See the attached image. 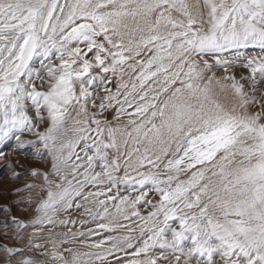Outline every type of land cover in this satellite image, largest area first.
I'll return each instance as SVG.
<instances>
[{
  "label": "snow or ice",
  "instance_id": "snow-or-ice-1",
  "mask_svg": "<svg viewBox=\"0 0 264 264\" xmlns=\"http://www.w3.org/2000/svg\"><path fill=\"white\" fill-rule=\"evenodd\" d=\"M249 48L260 54L239 51ZM205 57L224 73L237 66L249 75L244 82L225 75L222 84ZM217 88L231 94L230 107ZM89 105L100 115L116 109L131 130L105 126ZM70 109L76 136L65 142L59 136ZM39 123L50 127L35 131ZM25 132L43 142L64 182L48 192L38 225L52 224L57 205L70 211L78 198L99 205L103 220L109 200L101 197L120 184L142 190L120 199L112 221L100 226L111 233L121 216L138 217V238L89 245L111 247L85 253L88 259L66 247L72 261L56 253L54 260L111 264L109 256L123 260L119 252L131 249L136 259L128 264H264V0H0V142L15 139L21 149ZM105 183L107 192L86 191ZM143 204L147 216L137 210Z\"/></svg>",
  "mask_w": 264,
  "mask_h": 264
},
{
  "label": "rangeland",
  "instance_id": "rangeland-1",
  "mask_svg": "<svg viewBox=\"0 0 264 264\" xmlns=\"http://www.w3.org/2000/svg\"><path fill=\"white\" fill-rule=\"evenodd\" d=\"M210 62L213 64L211 74H214L215 78L220 80L222 84L227 83L223 80L225 75H234L237 80H241V77L249 75L248 69L237 66H230L229 72L224 73L222 69L215 65L214 60ZM238 63L242 64L243 62L240 60ZM241 82L244 81L241 80ZM39 83L37 81V84ZM40 90L46 91L47 85L40 88ZM225 92V97L229 103L226 104L225 99H222L225 102L221 101V103L225 104L226 107H230L233 97L228 91L222 93L224 94ZM96 103L99 104V100ZM89 106V114L95 113L96 118L100 119L105 126L112 128L128 127V130H131L130 126L127 125L129 117L124 116L122 120L115 118L116 109L106 110L103 115H100L97 109H92ZM44 114L46 115V113ZM69 117L70 119L64 126L66 131L59 136V140L65 142L74 139L76 136V132L73 131L75 109L69 110ZM48 127H50V123H39L35 131L44 132ZM20 140L25 143V147L21 149L15 147L18 143L15 139L0 142V150H3L6 154L3 158H0V207L3 208V212H0V264H20L21 261H31L32 264H62L59 259H53V253H56L57 256L62 255L66 260L71 262L73 255L65 251L66 247H71L82 258L88 259L84 255L85 253L103 251L111 247L110 244L105 243L104 249L97 250L90 248L89 245L110 240L112 237L122 238L126 235H131L138 238L140 231L138 225L144 223L138 217H133L131 220H124L121 216L120 226L115 232H105L100 227L102 224L108 225L112 221L113 215L116 214V208L119 206L120 199L128 197L131 200L142 191L138 187L124 184L113 188L107 197H101V199L109 200L108 215L103 220L99 219L97 215L98 213L103 214V209L99 205L93 206L88 201L78 198L73 201V207L70 211H63L57 205L52 224H45L44 226L36 224L35 222L43 215L38 209L47 200L48 192H59L61 189H57L55 185L56 183H61L63 186L64 182L57 179L53 174V164L55 162L53 155L44 147L39 137L35 136L32 132H25L21 134ZM120 140L121 136L117 135L118 143ZM129 149H131V144H129ZM76 151L81 152V149L77 148ZM66 152L67 149H65ZM123 152L124 149L122 148L120 153L121 168L119 172L115 173L121 179L124 176V169L126 167L123 163V160L126 158L123 157ZM109 155L113 156L114 154L109 151ZM4 165H8V167H4ZM94 171L100 172L101 169L97 166ZM129 171L132 172V175H136L131 169ZM142 171L147 172L148 169H142ZM13 172L16 175H12ZM32 173L36 174L33 175ZM45 176L48 177L47 182L44 179ZM150 187L146 185L145 190H149ZM17 189L20 191L18 192ZM92 190L107 192V183H105L103 188L92 189L89 187L86 189V191ZM114 193L117 194L116 198L110 199ZM148 199H151L153 203L158 202V196L151 191ZM76 203L87 205L91 209V212L86 211L84 207H75ZM124 207L127 206L125 205ZM137 210L140 211L141 216H147L151 208L149 205L143 204L137 205ZM128 212H131L130 208ZM93 216H96V218L93 219ZM61 221H66L67 223L62 225ZM173 224L178 227L176 222H173ZM123 225H128L129 227H124ZM112 226L117 227L116 224H112ZM81 233L83 235H80ZM73 234H76V239H71ZM65 237L68 238L67 245L63 243ZM133 243H138V240L134 239ZM36 245H40V247L36 248ZM5 249L12 251L21 249L22 251L16 252L15 256H12ZM131 252V249L119 252V256L123 260L117 259L116 256H109V261L111 264H128L129 260L136 259L131 255ZM96 264H103V262L97 260Z\"/></svg>",
  "mask_w": 264,
  "mask_h": 264
},
{
  "label": "bare ground",
  "instance_id": "bare-ground-1",
  "mask_svg": "<svg viewBox=\"0 0 264 264\" xmlns=\"http://www.w3.org/2000/svg\"><path fill=\"white\" fill-rule=\"evenodd\" d=\"M243 55H245V56H247V57H251V56H255V55H258V54H260V50L259 49H251V48H249V49H241V50H239ZM236 55V53L233 51V52H226L225 53V56H227V57H232V56H235ZM197 59H199V58H197ZM205 59H208L209 60V62L211 61V60H214V58H210V57H205ZM242 62H243V60H242ZM211 63V62H210ZM245 69V68H244ZM243 69V70H244ZM249 73V72H248ZM217 93H218V96H217V98L220 100V102L222 101V102H225L226 101V104H228L229 102L227 101V98L225 97V95H226V92L223 94L222 92H220L219 90H217ZM219 93H221V94H219ZM223 94V95H222ZM222 99H225V101H223ZM232 100V99H231ZM231 103H233V101H231ZM225 105V104H224ZM90 107V106H89ZM66 222V221H65Z\"/></svg>",
  "mask_w": 264,
  "mask_h": 264
}]
</instances>
